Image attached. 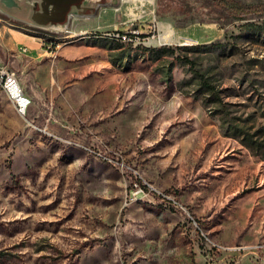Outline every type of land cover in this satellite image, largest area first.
<instances>
[{"label":"rangeland","instance_id":"obj_1","mask_svg":"<svg viewBox=\"0 0 264 264\" xmlns=\"http://www.w3.org/2000/svg\"><path fill=\"white\" fill-rule=\"evenodd\" d=\"M83 8L52 25L33 19L43 0H0V68L15 72L32 36L72 46L96 80V109L42 101L37 121L0 88V264H264V11ZM134 109L143 122L124 139L118 119Z\"/></svg>","mask_w":264,"mask_h":264},{"label":"crops","instance_id":"obj_2","mask_svg":"<svg viewBox=\"0 0 264 264\" xmlns=\"http://www.w3.org/2000/svg\"><path fill=\"white\" fill-rule=\"evenodd\" d=\"M82 9H84L83 5L75 11L79 13ZM20 40L25 49L13 64V69L17 73L25 96L31 100L26 113L32 120L37 121L39 115H42L40 111L38 114V110L43 107L41 106L42 101L45 103L54 101L57 107L68 110L79 107L81 102L85 101L87 111L96 109L94 97L96 80L88 75L90 74V64L79 66L78 62L74 61L77 56L72 46L65 50H59L58 47L55 49L45 48L39 38L36 37L24 36L20 37ZM107 81L109 85L112 83L111 78ZM108 88L106 94H110V87ZM10 101L12 102V100ZM143 117L142 110L134 109L126 112L118 119L124 139L134 136L143 122ZM243 233L244 228H242L240 235ZM250 236L251 231H248L242 237L243 241H249ZM262 237L264 238V231H262Z\"/></svg>","mask_w":264,"mask_h":264},{"label":"built area","instance_id":"obj_3","mask_svg":"<svg viewBox=\"0 0 264 264\" xmlns=\"http://www.w3.org/2000/svg\"><path fill=\"white\" fill-rule=\"evenodd\" d=\"M139 36L140 32L132 30L130 32L118 33L116 37L123 42H134ZM0 87L6 92L7 96L17 106L19 111H27L31 100L25 96L15 72L4 67L0 68Z\"/></svg>","mask_w":264,"mask_h":264},{"label":"water","instance_id":"obj_4","mask_svg":"<svg viewBox=\"0 0 264 264\" xmlns=\"http://www.w3.org/2000/svg\"><path fill=\"white\" fill-rule=\"evenodd\" d=\"M44 10L34 14L33 19L42 24L65 25L73 9H78L84 0H43ZM7 7H13L16 0H3Z\"/></svg>","mask_w":264,"mask_h":264},{"label":"trees","instance_id":"obj_5","mask_svg":"<svg viewBox=\"0 0 264 264\" xmlns=\"http://www.w3.org/2000/svg\"><path fill=\"white\" fill-rule=\"evenodd\" d=\"M219 8L227 11L231 17L242 18L252 14H259L264 11V6L244 4L238 0H211ZM84 4L82 2L81 6Z\"/></svg>","mask_w":264,"mask_h":264},{"label":"bare ground","instance_id":"obj_6","mask_svg":"<svg viewBox=\"0 0 264 264\" xmlns=\"http://www.w3.org/2000/svg\"><path fill=\"white\" fill-rule=\"evenodd\" d=\"M157 40L159 41V43L161 45L167 44L168 42L166 41L167 39L163 38L161 35H159V37L157 38ZM29 107V106H28ZM28 109V108H27ZM21 114H25L24 111H19Z\"/></svg>","mask_w":264,"mask_h":264}]
</instances>
